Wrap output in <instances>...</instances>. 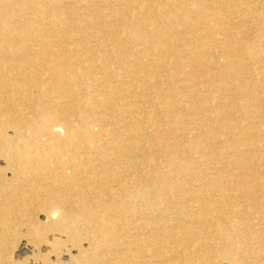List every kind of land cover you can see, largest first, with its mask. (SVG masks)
I'll return each instance as SVG.
<instances>
[{
    "label": "bare ground",
    "instance_id": "obj_1",
    "mask_svg": "<svg viewBox=\"0 0 264 264\" xmlns=\"http://www.w3.org/2000/svg\"><path fill=\"white\" fill-rule=\"evenodd\" d=\"M64 1L0 0V235L23 226L66 264H264V0ZM71 8L82 68L34 24Z\"/></svg>",
    "mask_w": 264,
    "mask_h": 264
},
{
    "label": "rangeland",
    "instance_id": "obj_2",
    "mask_svg": "<svg viewBox=\"0 0 264 264\" xmlns=\"http://www.w3.org/2000/svg\"><path fill=\"white\" fill-rule=\"evenodd\" d=\"M41 1L43 4H50L51 3V0H39ZM129 1V4H139V0H128ZM221 2H224V3H228L230 2V0H220ZM232 1V0H231ZM245 3H246V6L250 7L251 6V3H247L246 0H244ZM131 2V3H130ZM238 2V1H237ZM65 4H69L70 1L68 0H65L64 1ZM84 4V3H83ZM231 4V3H230ZM249 4V5H248ZM72 11H74L73 8H71L70 10H68V17H64L65 20L67 21L63 26L62 25H55L53 24V22L51 21H48L47 18H41L39 20H37L36 25H38L39 28H44L46 30H49L50 32L52 31V34L50 36H53V40L54 42L56 43V46H52L50 47L51 44H48L46 43V41H44L45 45H44V48L46 49L44 52H47V51H54L56 53H60L62 54L63 56L66 57V59H69L71 64H72V67L74 68H82L84 67L85 65L84 64H81V63H77V62H73V58H72V54H69V53H66L65 52V49H63V44L61 43V41L63 39L66 40V42H68V44H70L69 46L76 49V51L78 53L81 52V50L83 49V47L85 45V42L83 39H77L78 37H81L83 36L82 33L78 32V26H77V23H79V21L76 20V18L72 15ZM143 11V10H141ZM141 20H139V23H146L147 21L143 20V18H140ZM228 19L224 18V21H226ZM48 23V24H47ZM226 23V22H225ZM164 24V23H163ZM81 29V28H80ZM83 30V29H81ZM88 32H91V33H95V29L91 28L89 29ZM229 33H231L233 35L234 33V29H229L228 31ZM61 33V34H60ZM222 33V32H221ZM236 33V32H235ZM62 35H66L65 38H62ZM78 37H77V36ZM96 35V34H95ZM96 37L99 39L100 37L98 35H96ZM70 39V40H69ZM122 42H124V44L126 43L125 47L127 48L128 50V46L129 44L125 41L124 38L121 39ZM43 42V41H42ZM76 42H79V43H82L80 46H78L76 44ZM71 44H74V45H71ZM76 46V47H75ZM48 47H50V49H47ZM54 47V48H53ZM61 49V50H60ZM117 51V50H116ZM114 52L113 49L111 51V55L113 56L112 57V63L108 64L107 66L111 69H115V68H119L120 67V57L122 55V53H119L118 51L117 52ZM77 53V55H78ZM127 54V53H126ZM80 55V54H79ZM76 56V57H79ZM172 62V58H169ZM216 60V62L222 64L225 59L216 56L214 58ZM223 59V60H222ZM181 61V60H179ZM220 61V62H219ZM182 62V61H181ZM47 66L50 68V73H52L53 76H58L60 75V72H64L65 73V70L64 69H60L59 72L57 71V69H55V63H49L47 64ZM166 66L168 68V63H166ZM57 71V72H56ZM85 72V71H84ZM48 71H42L40 73V80L41 82H43V84L49 88L51 87L52 89L49 90V92H51L52 95H56L57 92L59 93L60 90V87H57V88H54L51 86V83L50 82V77H49V74ZM101 73V72H100ZM248 74H245V76H247ZM248 77V76H247ZM82 82L85 84V85H88L90 87H93L95 86V82H90L89 78L88 77H83L82 78ZM246 81L250 82L249 78L246 79ZM253 83V82H252ZM170 87V85H169ZM171 88V87H170ZM53 91V92H52ZM237 100V99H236ZM260 105L262 109H260V111L264 112V95H260ZM257 140L259 139V137H255ZM151 164L152 166L155 164L153 161H151ZM1 165V164H0ZM180 172H183L181 169L180 170H177L176 169V173H180ZM253 173L256 175L257 177V181H258V184L260 187H262V184L264 183V178H263V175H259L257 174V171L256 170H253ZM226 174L229 176V178L232 180V184H231V188H230V191L231 193H233L234 195H237L239 193V190L238 188L234 186V183H233V176H231L232 174H236V171L232 170V171H227ZM178 175V174H177ZM197 182H193V185L197 186ZM259 186H256V191L257 189L260 190L262 188H260ZM234 187V188H233ZM260 191H258L259 193ZM176 194V193H175ZM207 194H209L208 192H204V196L205 198H207ZM176 198H181V196L179 195V193H177L176 195ZM259 196L260 198L264 197V192L262 194V192L257 195ZM167 197H173L172 194H168ZM258 197V201H260V198ZM208 199V198H207ZM210 199V198H209ZM247 200V201H246ZM213 201H209V203H212ZM239 202V200H238ZM242 203H245V205H247V210L248 212H250V214H253L254 216H260V215H263V213H260L259 211V208H253L251 206V203L248 199H243V201L237 205V209L235 210H239L242 206ZM261 204H263V201L261 202ZM260 203L257 205V207H260L261 205ZM195 209V208H194ZM193 209V210H194ZM166 211L165 209H161L159 208V212H164ZM258 210V211H257ZM141 212H143V214L141 215V217H145V218H148L150 215L149 213L146 212V210H141ZM167 213H171V209L169 208L168 211H166ZM171 216V215H170ZM150 218V217H149ZM37 221L39 223H43V219H44V214L41 213V215H37ZM169 219H171L169 217ZM171 222V221H170ZM16 223V222H15ZM14 223V224H15ZM10 226V227H9ZM12 226V227H11ZM15 228H14V225L10 224L8 225V228L7 229L8 231H4L3 234L0 235V264H56L55 263V260H58L59 263H62L63 264H66L68 263V253H67V250H68V246H60L58 249H56V251L54 253H50L49 252V244L47 243H39L38 247H35L33 246V244H31V241L29 240V237L26 235V229L23 227V226H19L18 224H15ZM238 229V227L240 226L239 224H236L235 225ZM11 229V230H10ZM25 230V231H24ZM8 232V233H7ZM210 232V231H209ZM244 231L242 230H239V233L240 235L243 233ZM202 240L204 237H207V235H203L202 234ZM6 237V238H5ZM13 238V239H12ZM2 239V240H1ZM156 239V238H154ZM6 240V241H5ZM9 240V241H8ZM30 242H29V241ZM4 243V244H3ZM8 244V245H7ZM8 246V247H7ZM12 246V247H11ZM67 247V248H66ZM85 247V245H84ZM219 246H216V250L218 249ZM37 248V249H36ZM48 248V250H47ZM198 249V246L196 247ZM195 248V249H196ZM39 249V250H38ZM8 250V251H7ZM36 250V251H35ZM215 250V249H214ZM76 251V252H75ZM32 252V253H31ZM43 252V253H42ZM77 253V250L73 249L70 251V254L72 255H76ZM205 251L204 250H201L199 251V255H204ZM56 255V256H55ZM215 255L217 256H220V250L215 252ZM42 257V258H41ZM59 257V258H58ZM44 258V259H43ZM45 259H47L48 261H46ZM47 262H45V261ZM217 263L218 264H231L229 262H226V261H220L219 259L217 260Z\"/></svg>",
    "mask_w": 264,
    "mask_h": 264
}]
</instances>
